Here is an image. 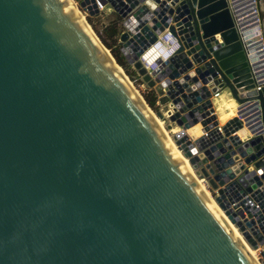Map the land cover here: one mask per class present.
<instances>
[{
	"label": "water",
	"instance_id": "95a60500",
	"mask_svg": "<svg viewBox=\"0 0 264 264\" xmlns=\"http://www.w3.org/2000/svg\"><path fill=\"white\" fill-rule=\"evenodd\" d=\"M108 1L122 16L153 14L164 25L174 22L172 33L177 27L179 47L169 59L176 70L163 82L168 95L160 102L170 95L179 108L171 119L183 129L174 137L184 149L196 146L193 167L208 159L224 167L246 148L254 152L244 161L263 166L264 131L243 142L209 133L190 143L184 128L202 116L196 110L211 105L204 99L209 90L182 93L183 104L175 95L187 82L170 81L196 65L203 83L216 78L237 102L259 108L264 127V46L253 0L247 17L237 0ZM79 3L97 14L95 0ZM121 50L154 86L140 51ZM114 69L68 0H0V264H256L207 207L182 156L167 147L144 102ZM185 107L191 108L180 114ZM231 123L241 125L229 119L226 135ZM217 148L228 151L215 157ZM239 164L214 173L210 184H223ZM255 179L250 187L261 182Z\"/></svg>",
	"mask_w": 264,
	"mask_h": 264
},
{
	"label": "built area",
	"instance_id": "2783aa9c",
	"mask_svg": "<svg viewBox=\"0 0 264 264\" xmlns=\"http://www.w3.org/2000/svg\"><path fill=\"white\" fill-rule=\"evenodd\" d=\"M75 2L85 15L89 14V10L87 8H83L82 6H80V0H75ZM148 2L151 9L156 8L158 5V2L155 1ZM253 2L255 4V11L257 12L260 37L264 46V18L259 15L257 8L258 0H253ZM95 3V9L97 10V14L106 12L119 14L109 3L108 0H106L105 4H103L101 0H95ZM125 3H127L126 0ZM107 4L109 6L105 9V6ZM153 17H155L153 14H151V16L142 15V17L138 20L130 12H128L126 16H122V21L119 24V31L117 34V44L119 45V49L123 55L124 53L121 50V47H123L124 50L129 52L131 56L136 55V53L140 51L137 56L138 60H140L142 66L146 69V72L150 74V78L154 80L155 84L152 87L148 86L146 81L143 80L142 74H140L138 70L133 66V63L128 64L132 68L131 70H133L136 75L132 78H130L129 75L128 76L134 88L137 91L139 90L138 92L141 95L145 91L152 89L155 92L157 103L160 101L161 96L168 95V83L166 82L163 84V82L169 79L170 72L174 73V70H176L173 64L172 66H170L169 61V59L174 56L176 52H168L164 56H161L160 53L155 54L153 44H155V42H160L164 49H170V39H173L178 42L180 34L177 31V27H175L176 34L171 32L170 25L174 22H169V24L164 25L159 22V19L154 21ZM126 19L128 20L127 24H124L123 21ZM161 25H163L162 30L157 32V29ZM125 31L128 32L127 37L124 40H121L120 36ZM153 36H155V38L154 40H151ZM195 67L196 65H193L192 67L187 68L178 75H175L174 78L170 79V81L177 79L179 83H182L184 81L187 82V86H183L182 92H179L175 95V97H180V101L183 104H185V100L182 96V93L188 95L189 92L198 89L202 85H206L207 89L209 90V94L206 95L204 99H208L211 105L206 106L202 110H196L195 114L202 116L195 123L191 124L187 128H184V132L187 135V139L190 143H194L195 140L201 136H208L209 133L214 136H216V134H220L221 137L219 138V140H222L224 137H228L229 135L237 136L243 142L249 139L255 133L264 131V127L261 121L260 109L257 107L252 108L249 103L237 102L229 90H227V93L230 95L229 99H233L238 105L234 107L233 111H235V113H231L227 117L221 118V115L219 114L216 108L217 102L223 94V89L226 87L220 86V81H215L216 78H212L207 83H203L202 79L198 77L196 72H194ZM191 71L194 72V74H190ZM194 75L197 76V80H192V77ZM181 79L183 80L181 81ZM159 86L161 87V92L157 90ZM173 86L175 87V85ZM213 87H216L215 90H213ZM256 88H260V85H257ZM201 101H203V99L198 101L197 103H200ZM190 108L191 107H185V109L180 112V114L183 115V113L187 112ZM230 108H228L227 110L231 111ZM177 110H179V108L176 107V103L173 102V97H171L170 95L167 102H160L159 109L157 107V109L154 110L160 111V113L162 114L160 118L165 123V126L170 130L172 137L176 140H178L179 137L175 138L174 135L176 134V132H179L183 129L182 125L178 124L175 119H171V115L174 114ZM233 117H236L237 120L241 123V125L236 126L231 123L233 125L232 130L229 131L228 135H226L223 131V126L229 119ZM196 123H198L200 126L197 130L198 132H189V127ZM240 131H243V133L240 134ZM185 141L186 140H184V142ZM182 143L183 142H178V148L184 153V155L187 156L190 162V158L192 157V155L195 154L192 149H194V147L196 146L184 149L182 147ZM234 147L235 146H233V148ZM217 149L219 153L215 155V157H218L228 151V148H225L224 151H220L219 148ZM253 152L254 149L252 148L250 151H245V154L243 155H241V151L237 152L240 154L239 158L224 167L221 166V161L218 160L217 162H214L213 159H208L206 162L202 163L201 166L198 167H193L191 162L190 164L194 169L195 176L200 179L201 182L204 183V185L211 192L212 196L215 197V199L217 196L222 197L221 201L226 204V206L222 207L219 202H217L223 209V212L228 217L229 221L235 226V229L245 237L247 243H249L250 246H252L257 251L258 260L261 262V264H264V165L259 168L255 166L254 160L249 163H246L244 161L245 157ZM262 156L263 154L257 157L256 159ZM241 162L244 163V166L240 168L239 172H237L233 177L228 178L223 184H219L215 179L217 182L216 187H213L210 184L209 178L214 177V173L220 172L226 168H230V170L233 172L235 169L233 168V164H236L237 167H239V163ZM202 166L205 167V169L208 171V175H205L202 172ZM250 166H252V168H249ZM210 168H213L214 172H210ZM246 173H248V177H244ZM255 176H257V179L261 180V182L253 187H250L252 185V182L256 181V179L251 181L252 178H254ZM240 177H243V179L238 180ZM228 211H234L235 213L232 216H229ZM250 219H253L254 223L250 224L249 226L246 220ZM239 222L244 225L243 228L241 227V224ZM246 231L247 234H245ZM258 234H260V236L262 237L261 239L257 236ZM250 236L256 242V245L252 244V241H250L251 238L249 239Z\"/></svg>",
	"mask_w": 264,
	"mask_h": 264
},
{
	"label": "bare ground",
	"instance_id": "6f19581e",
	"mask_svg": "<svg viewBox=\"0 0 264 264\" xmlns=\"http://www.w3.org/2000/svg\"><path fill=\"white\" fill-rule=\"evenodd\" d=\"M68 2L71 4V10L78 16L79 21L83 24V26L86 30L87 36H93L94 42L97 44L98 48L101 51H103L104 54H108L110 64L113 68H115L114 70L126 81L128 87L131 90L132 89L134 90V91L132 90V92L136 95V98H140L144 102L143 111L155 122L159 132L166 139L167 147H173V153L182 156L183 166H184L185 170L189 173V176L191 178H194L196 180L198 188L206 196L207 207H213V209L220 215L221 224H223L228 229H232L237 240H238V242H239V244L249 254L250 258L253 259L256 264H261V262L258 260L257 251L252 246H250V244L247 243L245 237L235 229V226L229 221L228 217L223 212V209L220 207V205L218 204L215 197L212 196L209 189L204 185L203 182H201L200 179H198L195 176L194 169H193L192 165L190 164L187 156L184 155V153L178 148V141L172 137L170 130L165 126V123L162 121V119L160 117H158V115L155 113V111L147 103H145L146 101L143 98V96L137 90H135L131 80L127 76L128 74L123 70L121 65L116 62V60L114 59V57H113L112 53L110 52V50L108 49V47L102 43L99 36L97 35V33L94 31L93 27L91 26V24L87 20L86 15L78 7L75 0H68ZM237 105L238 104L235 103L233 100L222 99V96H221L217 102V108L216 109L218 110L219 114L221 115V118H225L228 115H230L231 113H235V111H233V110H234V107ZM228 108H230L231 111H228V110L226 111V109H228ZM199 127H200L199 124L196 123V124L192 125L191 127H189L188 131L192 132V133L193 132L197 133L198 132L197 130L199 129ZM242 133H243V131H240V134H242ZM248 150H249V148L245 149V151H248Z\"/></svg>",
	"mask_w": 264,
	"mask_h": 264
},
{
	"label": "trees",
	"instance_id": "16d2710c",
	"mask_svg": "<svg viewBox=\"0 0 264 264\" xmlns=\"http://www.w3.org/2000/svg\"><path fill=\"white\" fill-rule=\"evenodd\" d=\"M101 14H93V15H86L87 20L94 28V31L98 34L100 40L103 42L105 46H107L112 55L115 57L116 61L121 65L123 70L130 76L133 77L134 71L129 70V64L125 59L124 55L121 53L119 49V45L117 44V34L119 31V24L122 21V16L120 14H114L112 18H110L107 22L100 20L99 28H97L93 22V18L99 19ZM143 96L149 106L156 110V95L155 92L150 89L143 93Z\"/></svg>",
	"mask_w": 264,
	"mask_h": 264
},
{
	"label": "crops",
	"instance_id": "0c3cea01",
	"mask_svg": "<svg viewBox=\"0 0 264 264\" xmlns=\"http://www.w3.org/2000/svg\"><path fill=\"white\" fill-rule=\"evenodd\" d=\"M237 5H238V10L241 13V15L244 14V16H242V17H247V16H250L251 15L250 0H237ZM240 5L242 7H245L246 6L245 9L243 10V12H241V8H239ZM257 8H258L259 15L262 18H264V0L262 1V4L260 6L258 4V7ZM108 13H112V12H108ZM229 98H230V95L228 93H226V92H223L222 99L233 100V99H229Z\"/></svg>",
	"mask_w": 264,
	"mask_h": 264
},
{
	"label": "rangeland",
	"instance_id": "374dc122",
	"mask_svg": "<svg viewBox=\"0 0 264 264\" xmlns=\"http://www.w3.org/2000/svg\"><path fill=\"white\" fill-rule=\"evenodd\" d=\"M262 1L263 0H258V4H259V6L262 4ZM258 4H257V7H258ZM109 5L107 4L106 6H105V9L108 7ZM84 15V14H83ZM113 15H114V13H103L102 15H100V18L99 19H96V18H93V22H94V24H95V26L97 27V28H99V25H100V20L101 21H108L110 18H112L113 17ZM92 26V25H91ZM94 29V28H93ZM96 32V31H95ZM98 35V34H97ZM132 68L129 66V70H131ZM136 74H135V72H134V74H133V76H135ZM128 76V75H127ZM128 78H129V76H128ZM130 79V78H129ZM145 89H146V87H145ZM139 91V90H138ZM223 92H226L227 93V90H226V88H224L223 89ZM143 95V94H142ZM145 99V98H144ZM156 106L158 107V109H159V106H160V101L159 102H157L156 103ZM226 111H227V109H226Z\"/></svg>",
	"mask_w": 264,
	"mask_h": 264
},
{
	"label": "clouds",
	"instance_id": "9594fccd",
	"mask_svg": "<svg viewBox=\"0 0 264 264\" xmlns=\"http://www.w3.org/2000/svg\"><path fill=\"white\" fill-rule=\"evenodd\" d=\"M170 42H171V48L167 49V50L164 49V47L160 44V42H155V44H153V48L155 50V54L160 53L161 56H164L168 52H170V53L176 52L178 47H179L178 42H176L173 39H170ZM156 49H157V51H156Z\"/></svg>",
	"mask_w": 264,
	"mask_h": 264
}]
</instances>
